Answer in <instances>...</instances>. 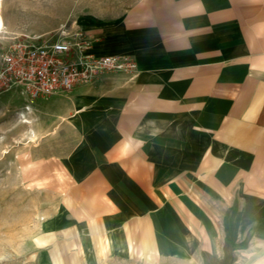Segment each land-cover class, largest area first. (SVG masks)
<instances>
[{
    "label": "crops",
    "instance_id": "crops-1",
    "mask_svg": "<svg viewBox=\"0 0 264 264\" xmlns=\"http://www.w3.org/2000/svg\"><path fill=\"white\" fill-rule=\"evenodd\" d=\"M114 6L79 32L138 72L70 98L67 227L87 261L264 264V0Z\"/></svg>",
    "mask_w": 264,
    "mask_h": 264
},
{
    "label": "rangeland",
    "instance_id": "rangeland-1",
    "mask_svg": "<svg viewBox=\"0 0 264 264\" xmlns=\"http://www.w3.org/2000/svg\"><path fill=\"white\" fill-rule=\"evenodd\" d=\"M115 9L114 0H3L0 69L11 41H46L62 30L74 34L83 18L96 22ZM75 91L45 100L30 99L19 85L0 91V264H194L118 259L102 246L98 260L87 261L81 238L61 210L71 189L64 159L77 142L69 123ZM58 216V226H52Z\"/></svg>",
    "mask_w": 264,
    "mask_h": 264
},
{
    "label": "built area",
    "instance_id": "built-area-1",
    "mask_svg": "<svg viewBox=\"0 0 264 264\" xmlns=\"http://www.w3.org/2000/svg\"><path fill=\"white\" fill-rule=\"evenodd\" d=\"M93 42L80 31L62 30L49 40L41 37L11 41L1 57L0 91L22 86L33 100L91 86L105 76H136L138 65L130 56H97Z\"/></svg>",
    "mask_w": 264,
    "mask_h": 264
},
{
    "label": "bare ground",
    "instance_id": "bare-ground-1",
    "mask_svg": "<svg viewBox=\"0 0 264 264\" xmlns=\"http://www.w3.org/2000/svg\"><path fill=\"white\" fill-rule=\"evenodd\" d=\"M3 0H0V7H1V4H2ZM4 31V20H3V17L0 13V34H2Z\"/></svg>",
    "mask_w": 264,
    "mask_h": 264
}]
</instances>
